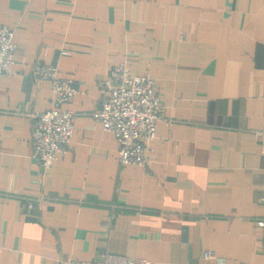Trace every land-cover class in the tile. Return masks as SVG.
<instances>
[{"label":"crops","instance_id":"obj_1","mask_svg":"<svg viewBox=\"0 0 264 264\" xmlns=\"http://www.w3.org/2000/svg\"><path fill=\"white\" fill-rule=\"evenodd\" d=\"M14 29L0 74V264L103 254L151 264H264V0H0ZM126 60L161 99L145 165H121L92 116ZM73 78L71 142L44 168L31 140L49 108L36 62Z\"/></svg>","mask_w":264,"mask_h":264},{"label":"built area","instance_id":"obj_2","mask_svg":"<svg viewBox=\"0 0 264 264\" xmlns=\"http://www.w3.org/2000/svg\"><path fill=\"white\" fill-rule=\"evenodd\" d=\"M14 29L0 24V74L12 71L16 43ZM33 78L46 79L53 92L50 106L35 114L31 140L33 151L44 168L52 165L57 154L69 145L73 136L75 114L62 107L77 91L73 78L58 74L55 65L36 61L31 68ZM99 106L92 111L94 120L118 140L121 165H145L148 162L149 142L155 137L160 118L161 99L155 81L149 75L132 74L126 60L114 65L98 86ZM264 152V126L257 133ZM203 257L223 264L224 258L212 249ZM71 264H151L145 258L103 254L97 260L73 259Z\"/></svg>","mask_w":264,"mask_h":264}]
</instances>
